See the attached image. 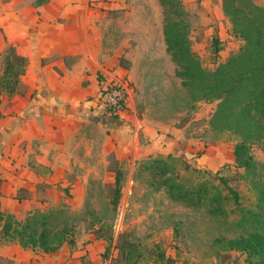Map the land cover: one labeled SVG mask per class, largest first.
I'll return each instance as SVG.
<instances>
[{
  "label": "crops",
  "instance_id": "obj_1",
  "mask_svg": "<svg viewBox=\"0 0 264 264\" xmlns=\"http://www.w3.org/2000/svg\"><path fill=\"white\" fill-rule=\"evenodd\" d=\"M186 1L197 8L203 24L219 29L218 40L232 37L223 27L232 24L222 0ZM128 4V0H48L42 5L30 0H0V58L12 46L28 59L21 92L0 95L2 213L24 220L32 212L62 203L80 205L90 176L107 174L115 180L111 157L119 167L136 165L151 155L174 153L185 141L187 155L195 157L199 150L204 151L198 158L200 167L216 169L235 160L234 149L227 152L221 145L206 146L203 135H189V124L178 127L152 121L138 110L134 97L121 116L97 107L104 76L129 78L128 68L121 63L129 53L124 45L113 47L107 40L110 11ZM146 17L135 14V20L145 21ZM1 228L0 221V234ZM105 249L106 244L95 234L85 232L76 237L74 246L65 243L50 253L4 241L0 260L110 264L103 257Z\"/></svg>",
  "mask_w": 264,
  "mask_h": 264
},
{
  "label": "rangeland",
  "instance_id": "obj_2",
  "mask_svg": "<svg viewBox=\"0 0 264 264\" xmlns=\"http://www.w3.org/2000/svg\"><path fill=\"white\" fill-rule=\"evenodd\" d=\"M182 1L191 24L193 49L203 66L214 70L238 52L242 43L233 34L232 27L223 25L232 37L228 36L225 42L218 40L217 53L218 28L203 24L197 8L186 0ZM255 1H262L264 6V0ZM128 2V6L110 11L111 33L107 40L109 38L113 47L124 45L129 53V58L124 60L128 64L130 97H134L138 110L157 123L178 127L189 124V135L204 136L206 146L221 145L231 152L238 139L226 132L217 135L211 125L218 102L193 100L177 76V66L165 43V12L161 0ZM135 14L146 15V20H135ZM3 59L0 58V75ZM185 147L183 141L174 153L151 155L136 165L123 164L125 184L117 211H113L110 203L111 183L114 182L111 176H90L80 205L77 202L62 203L55 208L56 212L62 211L56 214L58 221L73 224L78 237L85 232L95 234L89 229V222L98 225L97 219L106 218L114 225L116 237L126 231L142 244L146 255L139 264H155L154 256L148 251L157 243L169 256L184 264H248L246 255L233 249L230 242L251 232L264 234V140L251 146L249 166H242L235 155L233 162L227 160L216 169L200 167L198 158L203 150L193 157L185 153ZM164 164L168 173L158 174L157 166ZM118 166L111 157L110 171L116 172ZM166 176L186 189L190 199H172L163 182ZM101 177L109 180L102 181ZM202 185V188L206 186L204 190L208 187L209 192H198ZM229 188L237 191L238 200ZM54 225L60 224L54 222ZM100 240L107 245L105 240ZM3 243L1 240L0 246ZM116 255L117 250L112 247L106 260L110 263ZM0 263L17 264L1 260ZM83 264L90 263L83 260ZM250 264H255L254 260Z\"/></svg>",
  "mask_w": 264,
  "mask_h": 264
},
{
  "label": "trees",
  "instance_id": "obj_3",
  "mask_svg": "<svg viewBox=\"0 0 264 264\" xmlns=\"http://www.w3.org/2000/svg\"><path fill=\"white\" fill-rule=\"evenodd\" d=\"M30 1L35 5H42L48 0ZM161 3L165 12V43L177 66V76L181 78L182 85L193 100L218 102L211 120L212 128L217 135L226 132L238 139L234 149L236 158L242 166H249L252 161L251 146L264 140V6L255 0H222L224 13L232 24V32L242 41V45L238 52L220 63L216 69L209 70L203 66L199 55L193 49L191 24L183 1L161 0ZM215 45V51L219 53L218 39ZM3 61L0 92L13 96L21 92V76L26 71L28 59L10 46ZM121 63L128 68L124 58ZM157 168L161 175L169 171L165 164ZM207 172L213 174L211 171ZM163 182L172 199H190L187 190L169 176ZM124 184L122 167L118 166L115 180L111 183L113 192L110 203L113 211L118 209ZM203 186L197 191L209 192L208 187L204 190L206 186L202 188ZM229 190L238 200L237 191L233 188ZM58 213L61 214L62 211L56 212L55 208H51L32 212L24 220H18L11 214L0 211V238L46 253L58 250L65 243L74 246L76 228L65 220L58 221ZM54 222L60 225L55 226ZM97 222L98 225L89 222V229L97 238L107 242L103 257L106 259L110 255L112 247L117 250V255L112 257L110 264H139L144 259L146 252L142 244L133 240L128 232H121L116 237L114 225L106 218H99ZM230 243L233 249L246 255L248 264L252 260L255 264H264V234L251 232L247 236L231 240ZM148 253L154 256L153 262L158 264H174L176 261L158 243Z\"/></svg>",
  "mask_w": 264,
  "mask_h": 264
},
{
  "label": "built area",
  "instance_id": "obj_4",
  "mask_svg": "<svg viewBox=\"0 0 264 264\" xmlns=\"http://www.w3.org/2000/svg\"><path fill=\"white\" fill-rule=\"evenodd\" d=\"M130 96L128 79L104 76L101 79L96 105L113 116H121L128 106Z\"/></svg>",
  "mask_w": 264,
  "mask_h": 264
}]
</instances>
